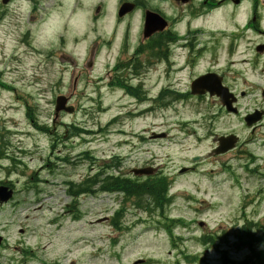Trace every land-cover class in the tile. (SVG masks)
<instances>
[{"label":"rangeland","instance_id":"obj_1","mask_svg":"<svg viewBox=\"0 0 264 264\" xmlns=\"http://www.w3.org/2000/svg\"><path fill=\"white\" fill-rule=\"evenodd\" d=\"M109 1L113 3L15 0L7 15L0 0V184L10 183L15 191L12 201L0 208V237L4 240L0 264H38L19 253L16 248L20 247L34 251L44 264H223L228 257L245 260L248 253L236 248L234 233L245 221L264 225V129L250 132L240 117L232 119L231 125L219 118L214 127L217 135L232 133L242 144L225 157L200 163L199 171H212L211 177L190 173L175 178L170 194L176 198L164 207L163 216L150 217L123 196L105 193L80 198L73 208L79 219L66 210L72 199L63 183H77L80 177L101 173L104 162L120 161V170L109 174L127 178H133L132 169L148 165L178 172L189 163L196 164L195 158L208 153L214 144L215 136L211 131L212 137H208L203 123L212 113L210 102L164 101L138 107L145 100L142 94L131 100L110 92L104 84L94 86L106 71V63L112 66L110 55L106 50L100 53L94 75L82 65L95 41L110 40ZM32 2L35 16L41 13L36 21L32 14L29 17ZM100 6L106 14L96 17L94 10ZM64 57L84 68L76 84L91 98L70 103L74 112L59 113L55 119L54 99L68 96L73 77L71 64L61 62ZM156 72L153 68L144 78L133 79V88L143 81L146 84V99L156 98L165 86L156 83ZM258 74L251 72L248 83L238 82L234 89L264 88V75ZM175 88L181 91V87ZM255 106L264 108L257 91L251 100L240 102L243 113ZM138 112L143 113L137 119ZM185 127L193 135L182 134ZM45 128L50 132L44 133ZM163 132L171 139L157 136ZM141 136H154L155 140L141 141ZM120 208H124L123 216L113 225L111 220ZM164 218L183 223L174 226ZM163 226H170L171 234ZM203 238H215L219 251H226L228 257L218 255ZM186 255L197 259L186 260Z\"/></svg>","mask_w":264,"mask_h":264},{"label":"flooded vegetation","instance_id":"obj_2","mask_svg":"<svg viewBox=\"0 0 264 264\" xmlns=\"http://www.w3.org/2000/svg\"><path fill=\"white\" fill-rule=\"evenodd\" d=\"M14 1L6 6L7 15ZM125 3L129 5L120 12ZM36 12L32 2L29 17L32 14L34 21L41 15L36 17ZM112 14L108 19L109 25H113L110 40L95 41L92 44L95 47L90 46L82 66L92 74L95 61L106 46L112 66L106 63L108 71L99 82H94V86L103 83L110 92L117 91L122 97H131L127 90L133 89V96L142 94L144 102L184 104L196 100L210 102L213 109L224 113L223 108H216L217 97H212L208 89H192L193 83L205 77L208 84L220 82L233 94L232 87L238 82L245 83L248 71L264 72V0H115ZM150 14L160 17L162 27L161 20ZM147 18L150 31L145 34ZM70 62L73 77L70 76L66 99L68 102L81 101L87 96L85 91L78 90L76 80L83 76L84 68H78L71 59ZM153 68L157 69L156 83L165 86L156 98L146 99V84L143 81L133 88V79L144 78L145 72ZM115 85L121 88L115 89ZM175 86L181 87V91L177 92ZM262 92L260 90V95ZM210 123L211 119L207 121ZM257 128L253 126L254 130ZM184 130L190 132L186 127ZM164 135L166 140L171 139L169 133ZM140 138L153 142L146 136ZM215 140L213 148L217 146ZM198 165L189 163L184 169L194 173ZM162 170L156 169V173Z\"/></svg>","mask_w":264,"mask_h":264},{"label":"trees","instance_id":"obj_3","mask_svg":"<svg viewBox=\"0 0 264 264\" xmlns=\"http://www.w3.org/2000/svg\"><path fill=\"white\" fill-rule=\"evenodd\" d=\"M2 86V85H1ZM4 87V86H2ZM91 162L87 157L85 158ZM121 168L120 161L111 159V162L104 163L101 170L105 177L101 179V174L93 176V180H87L79 185H73V190L67 192L68 195L76 196L78 191L86 190L84 193L91 194L94 186L98 187V192L115 193L123 196L124 201L132 202L133 205L142 207L149 215L160 212L170 202L166 197L165 190L168 183L162 181L158 176L146 179L145 182H135L132 178H125L119 175L109 174V171H117ZM10 185V184H8ZM75 205V200H74ZM157 209V211H156ZM124 208H120L112 218V224L117 225L118 219L123 216ZM181 222L171 221V225H179ZM170 233V226H166ZM235 246L237 249H244L248 256L241 262H223V264H264V225L245 221L244 225L234 233ZM209 245H215V238H203ZM223 258L225 252H221ZM196 260L193 257H186V260Z\"/></svg>","mask_w":264,"mask_h":264},{"label":"water","instance_id":"obj_4","mask_svg":"<svg viewBox=\"0 0 264 264\" xmlns=\"http://www.w3.org/2000/svg\"><path fill=\"white\" fill-rule=\"evenodd\" d=\"M10 0H2V4H6L7 2H9ZM217 95L219 94V91H220V88H217L215 89ZM64 105H65V101H62V100H57L56 102V107H55V116H57V114L60 112V111H63L66 112V113H72V109L71 108H67L65 109L64 108ZM258 120V117L255 119V121ZM226 142H228V145L222 150V152H225L231 148H233L235 142H236V139L231 137V138H228L225 140ZM222 145V144H221ZM147 172L146 171H142L141 174H146ZM12 195H13V191L8 189L7 187H4V186H0V205L2 204H6L11 198H12Z\"/></svg>","mask_w":264,"mask_h":264}]
</instances>
